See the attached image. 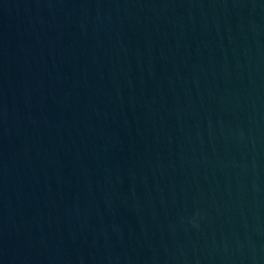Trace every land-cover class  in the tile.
<instances>
[{
    "label": "water",
    "instance_id": "95a60500",
    "mask_svg": "<svg viewBox=\"0 0 264 264\" xmlns=\"http://www.w3.org/2000/svg\"><path fill=\"white\" fill-rule=\"evenodd\" d=\"M0 264H264V0H0Z\"/></svg>",
    "mask_w": 264,
    "mask_h": 264
}]
</instances>
